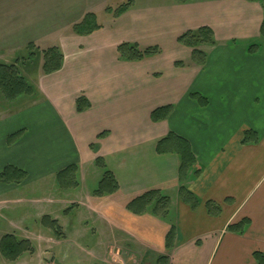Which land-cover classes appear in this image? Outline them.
<instances>
[{"label":"crops","instance_id":"crops-1","mask_svg":"<svg viewBox=\"0 0 264 264\" xmlns=\"http://www.w3.org/2000/svg\"><path fill=\"white\" fill-rule=\"evenodd\" d=\"M83 1L0 0V63L18 61L19 68L40 59L36 70L24 72L37 98L18 97L13 103L18 106L0 117V173L7 166L25 173L20 183L0 182V221L11 224L7 211L17 209L19 223L25 224L29 206L46 198L29 200L24 190L52 185L42 194L53 203L68 193L74 198L63 201L59 216L51 211L32 217L36 232L50 245L41 255L62 250L75 235L74 240L89 243L91 258L120 255L126 264H258L254 253L264 256L262 5L247 0L132 3L118 17L99 20L100 29L80 36L72 26L95 14L79 8ZM202 27L212 31L215 44L199 48L206 56L199 65L192 49L177 39ZM123 43L159 52L125 61L117 52ZM30 44L35 55L29 60ZM251 45H257L254 52L248 50ZM49 47L59 49L62 62L59 70L44 74L41 51ZM79 97L89 105L82 112L76 109ZM165 107H171L168 116L152 121L153 111ZM246 131L254 133V141L242 144ZM169 133L188 141L195 157L198 174L192 178L190 172L183 184L177 155L157 153L158 142ZM98 158L117 183L112 194H93L104 172L95 164ZM70 166L77 167L76 182L59 188L57 173ZM181 185L197 198L195 209L180 200ZM151 190L169 199L163 218L128 209ZM207 204L219 211H209ZM44 217L56 222L58 235L42 223ZM243 219L248 224L241 234L227 230ZM171 228L175 239L167 250ZM29 229L23 226L21 236L7 234L33 247ZM114 246L129 250L115 254ZM164 256L165 263L159 261Z\"/></svg>","mask_w":264,"mask_h":264},{"label":"trees","instance_id":"trees-1","mask_svg":"<svg viewBox=\"0 0 264 264\" xmlns=\"http://www.w3.org/2000/svg\"><path fill=\"white\" fill-rule=\"evenodd\" d=\"M249 2H258L262 5L264 9V0H247ZM130 4H132L130 2ZM126 4L123 8L119 9L113 18L118 17L124 10L130 6ZM101 28L96 22V16L92 13L86 14L83 19L72 26L73 33L85 36L93 33L94 31ZM260 35L264 38V19L260 28ZM177 42L180 45L189 47L192 49V59L195 63L203 65L206 60V56L199 49L203 45H214L215 40L212 31L207 27H202L194 32H187L182 34ZM257 45H251L248 47L250 52H254ZM29 54L28 59L30 60L35 55L34 45L30 44L28 46ZM118 55L120 59L125 61H138L145 57L153 56L158 54V48H147L140 50L136 45L123 43L117 48ZM42 54V72L44 74H50L60 69L62 62V55L57 47H49L41 51ZM18 61L13 64L0 63V94L3 99L10 105L20 96H31L34 99L37 98L38 93L35 87L30 84L25 77H23L19 71ZM197 100L201 103H206V100L197 95L193 94ZM87 100L84 97H79L76 101V109L78 112H82L88 107ZM171 107H165L153 111L151 114V119L154 122L164 120L170 113ZM254 133L252 131H246L243 135L242 144H247L252 141V136ZM17 136L13 135L9 139L12 140ZM102 136V135H101ZM158 154L173 153L177 155L179 159L178 168V178L181 184L188 179L191 172V177H195L198 174L197 168H195V157L192 153L191 147L185 139L169 133L164 139L157 144ZM95 164L104 170L103 176L99 181L96 190L93 192L94 195L103 196L112 194L118 188L117 183L108 171L103 163L102 159H96ZM77 171L76 166H70L63 171L57 173V179L63 182V186L69 184H75L76 178L75 174ZM25 178V173L18 170L12 166H7L0 173V182L2 183H20ZM180 200L189 205L192 209L198 206L197 198L188 191L184 186H180L178 190ZM169 199L160 194L157 190H151L143 195L132 200L128 205V209L135 213L150 212L154 216L165 217L169 209ZM207 209L217 213L219 211L218 207L212 204H207ZM43 224H48V226L55 232L56 235L59 234V227L55 221H51L49 218L44 217L42 219ZM248 224V221L243 219L237 224L230 225L227 230L232 233L241 234L244 227ZM175 239L174 229L171 228L166 237V249L170 250L173 248ZM32 254L33 247L30 241L25 239H18L12 234H6L0 238V255L5 260L14 262L20 256L24 254ZM254 258L258 264H264V256L260 253H254ZM159 261L167 262V257L159 258Z\"/></svg>","mask_w":264,"mask_h":264},{"label":"rangeland","instance_id":"rangeland-1","mask_svg":"<svg viewBox=\"0 0 264 264\" xmlns=\"http://www.w3.org/2000/svg\"><path fill=\"white\" fill-rule=\"evenodd\" d=\"M162 1L163 0H84L83 3H81V5L79 6V8L80 9L83 8L95 12L94 15L96 16V22L99 24V20L103 23L107 22L108 19H110L112 16L116 14L117 11H119V9L123 8V6H125L126 4H130V2L137 6H146L152 4H160ZM28 54L25 55L27 59H28ZM22 56H24V54ZM19 59L22 58L20 57ZM39 60H40L39 58H36L31 60L30 62L20 65L19 66L20 71H23L24 74L26 70L29 72L36 70L39 66ZM23 76L25 77L26 75L24 74ZM26 80L30 84H32L28 80V77ZM19 103L20 102L18 103L16 102V104L10 105L3 99V97L0 94V117L7 116L11 111H13V109L16 108V106H18ZM100 173L97 172L96 176H99ZM63 182L57 180V186L61 188V186L64 185ZM94 184L95 183H89L88 186L94 187L95 186ZM51 186L52 185H45V187L42 188L41 186L39 187L35 185L32 187L30 186L24 190V198L28 197L29 200L32 198V196H39V198L40 197L46 198L44 204L29 206L31 208L28 210L29 217L27 216L26 219L28 220H25V224L21 225L22 222L19 223L20 217H17V214L18 213L20 214L21 210H17V209L7 211L8 220L10 219V221L12 222L11 224H8V222L2 223L1 222L2 220L0 221V238L10 232H15L17 236H21L23 232L22 227L23 226L29 227L30 228L29 231H31L30 239L32 238L31 240H33V247L35 249L32 255L24 254L14 262L7 261L0 255V264H126L124 262V259L121 258L120 255L119 256L115 255V257L113 256L111 257V255L108 254L102 257L91 258L90 250L87 249V247L85 246V245H89V243H86L84 240H77V239L74 240L75 235L71 237L69 235L68 240L62 246V250L55 252L52 250L50 254L41 255L42 249L47 248L50 245L45 242V239L40 238V235L38 234V232H36L35 229L36 227L34 226V220L32 219V217L36 219L42 212H51V211L54 212L53 214L59 216L58 211H60V209L64 207L63 201L74 198L73 193L70 194L68 193V195L64 196L63 198L61 197L62 198V199L60 198L61 200L56 199L57 202H61V203L59 204L53 203L49 195L42 194L43 192L45 194L46 193L49 194V190ZM38 192L39 195H37ZM48 196L50 199L47 198ZM61 217L63 218V216H60L59 222L62 224L63 227L64 219H62ZM52 242L53 244H55V241ZM114 249H115V254L117 253V249H119L120 251L129 250L128 248L125 247L123 249L121 246L120 247L114 246ZM109 252H113V250ZM51 254L54 257L51 256ZM133 260H136V258L134 257ZM132 264H137V262L133 261Z\"/></svg>","mask_w":264,"mask_h":264}]
</instances>
